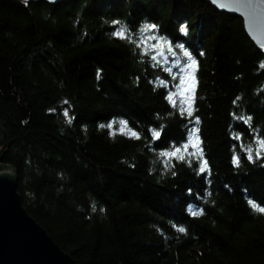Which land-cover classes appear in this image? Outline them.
Instances as JSON below:
<instances>
[{
    "label": "trees",
    "instance_id": "trees-1",
    "mask_svg": "<svg viewBox=\"0 0 264 264\" xmlns=\"http://www.w3.org/2000/svg\"><path fill=\"white\" fill-rule=\"evenodd\" d=\"M261 65L242 19L209 0H0V163L77 264H264L248 203L264 207ZM194 127L204 173L161 155Z\"/></svg>",
    "mask_w": 264,
    "mask_h": 264
},
{
    "label": "water",
    "instance_id": "water-1",
    "mask_svg": "<svg viewBox=\"0 0 264 264\" xmlns=\"http://www.w3.org/2000/svg\"><path fill=\"white\" fill-rule=\"evenodd\" d=\"M209 1L218 9L240 17L248 37L264 51V0ZM17 181L14 167L0 163V264H77L27 212Z\"/></svg>",
    "mask_w": 264,
    "mask_h": 264
},
{
    "label": "snow or ice",
    "instance_id": "snow-or-ice-1",
    "mask_svg": "<svg viewBox=\"0 0 264 264\" xmlns=\"http://www.w3.org/2000/svg\"><path fill=\"white\" fill-rule=\"evenodd\" d=\"M156 28V25H148L147 26V29H155ZM183 30V29H182ZM113 35L121 38V39H125V38H128V39H131L130 37H127L126 36V33L123 29H120L119 31L117 32H114ZM140 45L137 44V47H139ZM142 55H146V52L142 50ZM184 55L186 57H189V62H187L184 66H182L179 70V75L178 77H173V79H177L179 78L180 80V84L182 85L184 83V78H183V74L188 71L189 69H192L196 66V60L195 59H192L191 56H190V53L185 51L184 52ZM152 60H157V56H152ZM262 67H264V65H261ZM98 77H99V72L97 73ZM193 80H194V75H193ZM188 91H191V89H189ZM170 102L173 103V105L175 106V100H173V94H169V96L167 97ZM181 112L182 114L187 112V115L188 116H192V111H189L187 108L185 107H181ZM68 113H67V110H65V116H67ZM251 118L249 117L248 120H250ZM70 122V121H69ZM247 122V121H245ZM196 123H198V118L196 120ZM121 124V131H124L125 129H127V124L125 121H121L120 122ZM109 128L112 127L111 124L108 125ZM127 131L130 133L131 136L133 137H136V138H139L138 136V133L135 132V131H132L131 129H127ZM198 128H192L190 133H189V136H190V139L187 143H185L182 147H183V152H181V148L180 147H177L174 151H171V152H165V153H161V155L165 156V157H177L179 159H185V155L184 153H187L188 155L190 156H198L201 160V163H200V167H199V171L201 173H204L207 171V161H204L202 159L203 157V153H202V149H200V146H199V136H198ZM160 133L159 132H156L154 131L152 136H153V139H157L159 137ZM239 138V136H237V139ZM195 140V143L192 142V140ZM257 149H256V156L259 157L261 156L262 154V151H264V139H261V140H257ZM191 145V147L193 148V151L191 153H188L187 150H188V147ZM252 148L249 147L247 149V153H248V159L251 160L253 158L252 156ZM179 154V155H178ZM233 163L235 165H238L239 164V157L238 156H233ZM249 205L251 206V208L257 212H260V213H264V207H260L258 206L254 201L252 200H249L248 201ZM203 214V209H199V210H193L191 212V215L192 216H200ZM180 233H184L186 230L184 227H179L177 229Z\"/></svg>",
    "mask_w": 264,
    "mask_h": 264
},
{
    "label": "rangeland",
    "instance_id": "rangeland-1",
    "mask_svg": "<svg viewBox=\"0 0 264 264\" xmlns=\"http://www.w3.org/2000/svg\"><path fill=\"white\" fill-rule=\"evenodd\" d=\"M111 130H112V129L110 128V131H111ZM127 134L130 135V133H129L128 131H127Z\"/></svg>",
    "mask_w": 264,
    "mask_h": 264
}]
</instances>
